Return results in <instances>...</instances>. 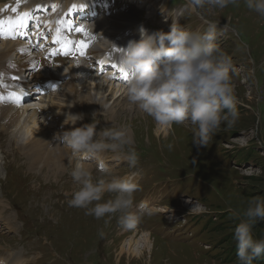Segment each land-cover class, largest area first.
<instances>
[{
	"label": "rangeland",
	"instance_id": "rangeland-1",
	"mask_svg": "<svg viewBox=\"0 0 264 264\" xmlns=\"http://www.w3.org/2000/svg\"><path fill=\"white\" fill-rule=\"evenodd\" d=\"M2 1L1 16L6 15L7 8H16L19 2H42V10L46 11L32 16L33 20L39 17L40 26L34 20L26 30L18 29L19 34L15 33V37L21 40L34 38L32 52L38 49L35 40L43 42L44 38H49L42 24L49 15L68 16V9L74 4L90 3V0H66L67 3L53 0L52 7L47 4L49 0ZM184 2L187 0H136L129 10L131 17L123 26H132L133 39H139L141 25L149 33L156 30L168 32L177 20L185 29L203 35L208 21L217 22L215 43L233 63L239 112L235 126L228 129L222 125L208 146L194 145L190 127L186 125H173L174 137H166L167 130L158 128L151 117L142 115L128 100L124 101L127 98L125 80L116 79L120 77L119 72L105 83L106 88L98 91L99 81L106 79L105 73L110 68L100 73V78L91 80L88 79L89 69L96 65L80 66L75 72V83L82 91L91 90L92 99L81 98L79 101L77 97H70L68 102L70 100L72 106L69 108L70 104L65 103L64 88L59 84L53 88L54 92L52 90L54 96L32 99L34 103L27 106L46 108L52 99L64 111L69 109L68 112L84 114V119L72 126L64 124L65 113L61 118L56 116V122L53 118L47 120L46 114L41 113L39 123L57 133L91 123L93 113L100 121L97 131L110 124L130 125L134 147L139 153L137 165L129 167L123 159H114L111 152H104L101 160L111 168L114 176L137 173L135 180L142 191L134 194V202L136 205L142 201L150 203L154 206L153 214L145 216L137 229L123 230L116 217L105 225L104 219L97 220L86 216L83 209L69 207L67 201L76 188L68 174L72 163L70 151L58 146L57 149L61 148L66 155V158H60L63 167L53 165V173L47 171L44 174L48 163L33 169L41 170L35 173L29 169L28 162L20 159V149L13 145L11 136L4 130L6 120L2 117L0 176L4 178L0 179V257L9 259L19 252L25 264H237L233 230L239 221L230 215L228 209L242 211L249 199L264 198V19L249 11L243 0L239 6L229 5L223 10L200 9L199 15L192 13ZM111 22L104 13L97 11L89 22L94 26L90 28L88 24L86 29L96 37L98 33L111 31ZM79 37L73 34L71 40L80 41ZM87 37L84 35L83 39L93 45L95 42ZM1 39L0 49L3 46L7 49L8 44L1 43ZM127 43L120 47H126ZM6 58L15 59L16 54L8 53ZM53 72L56 76L68 75L67 69L63 68ZM13 76L16 74L6 79V88H0V96L6 95L8 103L11 101L10 88L15 82L11 79ZM1 85L4 86L3 81ZM101 91L104 92L101 94ZM12 107L19 110L16 103ZM18 136L23 139L27 135L21 132ZM168 143H173L172 150L168 149ZM98 163L95 159L89 162L94 176L98 175ZM57 168H61L60 171ZM108 198L109 194H105L104 199ZM101 231L105 233L103 238L99 235ZM142 232L149 234L148 244L144 247L139 246L145 240ZM253 236L255 239L264 236V221L254 227ZM130 240L138 242L132 253L126 249ZM122 245H125L123 251ZM253 264H264V255Z\"/></svg>",
	"mask_w": 264,
	"mask_h": 264
},
{
	"label": "clouds",
	"instance_id": "clouds-1",
	"mask_svg": "<svg viewBox=\"0 0 264 264\" xmlns=\"http://www.w3.org/2000/svg\"><path fill=\"white\" fill-rule=\"evenodd\" d=\"M239 3L240 0H187V7L199 15V10L206 7L223 10ZM243 3L264 19V0H243ZM217 35V22L208 21L206 31L200 35L176 20L168 32L149 33L141 25L139 39L129 40L126 47L114 45L118 49L114 62L127 73L124 89L128 102L142 115L151 117L158 128L167 130L166 137H174L173 125H186L190 127L194 145L208 146L222 125L231 129L238 121L233 63L215 43ZM96 116L93 113L91 123L72 127L55 137L59 146L67 148L71 155L68 174L76 188L68 206L83 209L86 216L97 220L104 219L105 225L116 217L121 229L135 230L145 216L153 214L147 202L139 205L134 202V194L142 191L135 180L137 173L114 176L111 168L100 160L104 152H111L114 159H123L129 167L137 165L139 153L134 147L131 126L110 124L97 131L100 121ZM83 119L82 113L68 112L64 124L75 126ZM167 147L172 150L173 143ZM93 159L99 161L95 176L89 166ZM105 194H109L106 200ZM228 211L239 221L233 230L237 264H253L264 255V236L259 239L253 236L254 227L264 221V198L249 199L242 211L231 207ZM99 235L103 238L105 233L101 231ZM0 264L5 261L0 259Z\"/></svg>",
	"mask_w": 264,
	"mask_h": 264
},
{
	"label": "bare ground",
	"instance_id": "bare-ground-1",
	"mask_svg": "<svg viewBox=\"0 0 264 264\" xmlns=\"http://www.w3.org/2000/svg\"><path fill=\"white\" fill-rule=\"evenodd\" d=\"M58 1L60 2V0ZM52 3H53V0H49L47 4L54 7V3L53 5ZM64 3H67L66 0H64ZM74 5H75V8L84 7V11H81V12H84L83 17H86V19L88 20H84L83 18L81 19V17L78 18L77 16H75L73 18V21H71L70 18H68L69 16H66L65 14L63 15L61 14V16L58 18L55 16V14L49 15V17L46 18L42 22V24L44 25V28L49 33V38H44L43 42L41 41L40 43L39 42L37 43L38 44L37 53L36 51L32 52V48H34L35 46L32 47L29 43L23 42L21 41V39H18V37H15V39L6 38L7 40L5 39L3 40V38L1 39V43L6 42L8 44L7 49H3L4 46L2 44H1L3 46L2 50L0 49L1 50L0 52V80L4 82V86L2 85L0 86L1 89L6 88L5 85L8 84V82L6 83L5 81L6 79H9L8 78L9 76H11L10 72L18 73L19 69L27 68L28 71H31V73L27 76V79H30L31 84L33 85L32 93H30V95L27 97L24 96L27 99V102H30L32 99H36V98H33L36 96L34 95L35 93L40 94L39 95L40 99L51 97L53 88L59 84H61V86L64 88L63 89L62 87H60L61 89H63L64 96H66L67 98L65 102L66 105L70 104V100H71L70 97L71 98L77 97L79 98V101L81 98L90 99L93 96V95L91 96L89 93L91 92V90L82 91L77 87L75 83L76 81L75 72L82 65L86 66L87 68H89L91 65H96V67H93V69L91 67L89 69L88 79H91V80H93L96 77L100 78L99 74L104 71H107L109 68L114 69L115 70L114 72L113 71L106 72L105 73L106 79L101 77L104 80L101 79L97 86L98 91L102 90L103 88H106L107 85H105V83L110 82L114 78L115 74L119 72L118 65L116 63L113 64L109 62L108 60L109 57L113 59V57H115L118 52L117 48H120L121 45H124L129 40H132L135 36V33H133L132 31H129V29L128 30L125 29V28L133 29L132 26L130 25L126 27L123 26L124 22L129 20L131 17V14L129 11L131 8V4H129L128 2L122 3L119 0H94V2L93 0H90L89 5L83 2L74 4ZM43 8L44 6L42 2H33V3L19 2L16 7L17 11L15 13L11 11L12 7H9L6 9V15L4 14L2 16L0 15V19L15 20L19 16V14L28 12L30 13V16L28 17L26 26L23 28H20V30H26L28 28V25H30L35 20V19L34 20L32 19V16L41 14L40 12L46 11V10H42ZM75 8L72 7L71 15L75 14L74 13ZM69 10L70 8L68 9V12ZM97 11L104 13L109 18V20L112 21L109 27L112 30L109 32H106V34L98 33L96 34V37H95L91 32H89L90 30L88 31L86 29V26L88 24L90 28L94 26V23L90 24L89 22L90 20L95 18ZM63 20L71 21L73 29L75 28L84 29L83 33H77L74 30L66 32L64 35L69 40H71V35L73 34L77 36H81V38L79 37L81 40H84L83 36L87 35L91 41H94L97 44L94 43L93 45H90L88 44L87 40H84L87 43V47L84 49L83 56L79 54L78 49L75 50L73 48H71V54L65 56L62 51H59L60 46L53 42V36L55 35V29L58 26L57 21H63ZM83 21H86V23H83ZM16 32L19 34L18 30H16L15 33ZM53 50H57L56 55H52ZM104 50L106 52L110 50L111 52L109 53L105 52V57H104L102 55V53H104ZM11 52L16 54L15 59L6 58L8 53H11ZM91 59H94V60L92 61ZM33 65H35V67H33ZM113 65H115V67H113ZM60 68L67 69L68 75L56 76L53 70L58 71L60 70ZM92 75H94L93 78H92ZM117 80L122 81L124 79H122L120 75V77ZM68 84L70 86H68ZM17 85L24 90L25 87L22 85V82H20L19 80H17ZM67 86H68V89H67ZM43 87H46V88H43ZM14 88H15V92L13 93L17 94L18 92H20L18 90H17L18 92H16V88H17L16 85H14ZM54 91L55 90H53V92ZM103 92L104 91H101V94ZM53 94L52 96L55 95ZM58 94L59 93H57V95ZM31 95L33 96L31 97V99H29ZM120 95L118 96V98L120 97ZM0 97H2V99H0L2 100V102L0 103V118L5 117L6 126L4 127V130H6L7 131L6 133H8L11 136L13 145H16L17 146L16 148L20 149V151L18 150L21 155L20 159L25 160L26 163L28 162L29 167L31 166V168L29 169H32V171L35 173H37L39 170L34 171L33 169L35 168L38 169V167H44L45 164L49 163L48 168L44 170L43 173L45 174V172L47 171L53 173V165H55V167L62 165L61 163L63 160L60 158H66V155L65 153L60 151L61 148L60 150L59 148L57 149V147L59 146L58 145L59 141L55 139V137H57L56 135L60 133L48 130L47 125L44 126V123L40 124L38 116L41 113H45L47 116V120L49 118L50 119L53 118V120H55L56 122L57 121L56 116H59V118H61V115L64 113H68L69 109H67L68 111L62 110L61 106L52 102L53 101L52 99L49 100V103L46 104L47 105L46 108L38 107V106L34 108L32 107L28 108L27 105L29 104L27 105L24 104L26 103V101L23 102L20 99V102L18 104L16 103V105H19V110H15L12 107V105H14V102H12V100L8 103L7 102L8 97H6V95H2ZM68 99H70L69 102H68ZM126 100L127 98H124V101ZM42 127H44L45 130L42 131ZM21 132L27 135L23 139H20V136H18L20 135ZM53 137L55 140L54 142H53ZM101 159L102 157H100V160ZM148 204L150 205V203ZM150 206L153 209L154 206L153 205H150ZM141 234L143 235L142 239H145V240L144 241L142 240L143 244L139 246L140 247L147 246L148 241H149V234L144 233V232H142ZM132 236H135V235L133 234ZM130 239L136 240L134 238H130ZM132 240H130L127 243V247H126L127 251L131 253L136 251L137 246L135 247V245H137L138 243L137 241L133 242ZM121 250L122 251L125 250V245H122ZM17 253L20 255L19 252ZM19 255H13L9 259H7L6 256H3V257H0V259H3L5 261V264H25L24 260H22V258H20Z\"/></svg>",
	"mask_w": 264,
	"mask_h": 264
},
{
	"label": "snow or ice",
	"instance_id": "snow-or-ice-1",
	"mask_svg": "<svg viewBox=\"0 0 264 264\" xmlns=\"http://www.w3.org/2000/svg\"><path fill=\"white\" fill-rule=\"evenodd\" d=\"M73 8H75V5L72 6ZM0 11H3L2 9H0ZM11 11L13 13H15L17 11V9L15 7H13L11 9ZM71 11V9H70ZM30 16V13L25 12V13H21L19 14V16L13 20V19H8V20H4V19H0V38H12L15 39V31L23 28L26 26V22L28 20V17ZM57 27L55 29V35L53 36V42L58 44L59 47V51H62L63 54L65 56L71 54V48L72 47H76L79 50V54L81 56L84 55V49L87 47V43L84 40H80V41H76L73 42L71 40H69L64 33L68 32V31H76L77 33H83L84 29L82 28H72V23L71 21H67V20H63V21H57ZM57 54V50H53L52 55H56ZM33 67H35V65H33ZM113 67H115V65H113ZM119 73L122 77V79L126 80L127 78V73H125L122 69H119ZM12 80H16V77L13 76L11 77ZM10 99L12 100V102L14 103H19L20 102V95L16 94V93H10L9 94ZM0 99H2V97H0Z\"/></svg>",
	"mask_w": 264,
	"mask_h": 264
}]
</instances>
